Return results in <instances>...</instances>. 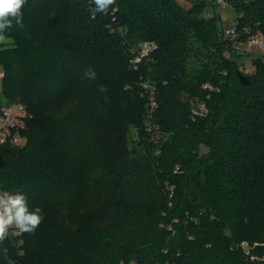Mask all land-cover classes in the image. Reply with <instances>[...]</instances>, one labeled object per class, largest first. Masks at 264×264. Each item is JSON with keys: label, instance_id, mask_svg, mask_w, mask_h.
<instances>
[{"label": "trees", "instance_id": "16d2710c", "mask_svg": "<svg viewBox=\"0 0 264 264\" xmlns=\"http://www.w3.org/2000/svg\"><path fill=\"white\" fill-rule=\"evenodd\" d=\"M227 1L244 14L234 39L204 0L95 15L91 0H26L0 41V112L17 101L32 117L25 146L0 147V191L43 220L0 242V264H264V58L244 84L234 48L264 38V0ZM146 41L158 49L135 70Z\"/></svg>", "mask_w": 264, "mask_h": 264}, {"label": "clouds", "instance_id": "9594fccd", "mask_svg": "<svg viewBox=\"0 0 264 264\" xmlns=\"http://www.w3.org/2000/svg\"><path fill=\"white\" fill-rule=\"evenodd\" d=\"M26 0H0V41L6 39L5 33L15 25L23 28L21 9ZM94 5L91 8L93 15L107 13L110 6L116 0H91ZM11 18V19H10ZM86 75L95 78L96 73L88 69ZM101 90L105 89L101 87ZM43 220L42 209L29 208L27 197L22 191H0V242H3L10 234L33 233ZM15 230L10 232V230Z\"/></svg>", "mask_w": 264, "mask_h": 264}, {"label": "built area", "instance_id": "2783aa9c", "mask_svg": "<svg viewBox=\"0 0 264 264\" xmlns=\"http://www.w3.org/2000/svg\"><path fill=\"white\" fill-rule=\"evenodd\" d=\"M218 4L223 5L227 4V0H217ZM228 33L234 39L237 37V32L234 27H230ZM250 45H258L264 46V38L262 35H255L249 39ZM158 49V45L155 42H143L140 44V48L134 51V57L131 59L132 66L135 70L139 69L140 64L144 61L145 58L149 57L153 51ZM5 76V72L0 68V81H2ZM206 89L211 90L213 87L210 84L204 85ZM144 88L147 91H151V96L149 97V116L151 117L154 113L155 108L158 106L157 102L155 101V97L153 95L154 89L151 88V84H145ZM207 109L205 105L199 104L196 108L192 110V116L195 118L199 116H206ZM32 115L27 106H24L22 103H11L4 105L1 112H0V147L1 146H11V145H20L25 140L24 131L27 126V119L31 118ZM152 118V117H151ZM152 126V125H151ZM16 234H21L20 232H16ZM23 244V241L20 242ZM245 247V252L248 254L250 252L249 247ZM255 258L253 257V260ZM17 264V263H12Z\"/></svg>", "mask_w": 264, "mask_h": 264}, {"label": "rangeland", "instance_id": "374dc122", "mask_svg": "<svg viewBox=\"0 0 264 264\" xmlns=\"http://www.w3.org/2000/svg\"><path fill=\"white\" fill-rule=\"evenodd\" d=\"M177 1L181 2L182 5L188 9L193 5L195 0H177ZM204 1H206L205 2L206 7H205V10H204L202 16H204L207 19H209L210 17L217 18L221 27H223L227 30L226 31L227 35H228L229 28H230L229 26L230 25L234 26V24H236V22L238 21L237 18L244 15L243 11H238V12L234 11V9L228 3L223 4V5H221V4L219 5V4H217V2L215 0H204ZM249 39L250 38H246V39H242V40L238 39V41H237L238 44L235 42V45H234V48L237 52L236 55L238 56V60L241 64L240 70L243 71V73L245 75H249V74L253 73V71H255V65H254L255 59H257L259 57L264 58V46H258V45H254V46L252 45L251 46L249 43ZM150 42H152V41H150ZM1 83H2V81H0V85H1ZM198 102L200 103L201 101H199L197 98L196 102L193 104V107H192L193 109L196 108L197 105H199ZM11 103H17V101L11 102ZM11 103H7V104H11ZM18 103H20V102H18ZM28 119H30V118H28ZM27 123H28V121H27ZM147 123L148 124H146L145 128L147 127L148 132L149 131L152 132V133L149 132V135H150V140L154 144L156 143L157 145L161 146L163 144V142H166L168 140L169 137H168L167 133L162 131L159 124H157V126H155V128L153 129V125L151 124V121L148 122V120H147ZM26 131H27V126H26V129L24 131V135H25L24 142L20 145H14L13 144V145H11L12 147L13 146L14 147H23L27 144L28 137L26 135ZM131 132H133L134 134L138 133L136 128H131ZM205 151H206V149H203V152H205ZM244 246L249 247L248 242L244 241L243 247Z\"/></svg>", "mask_w": 264, "mask_h": 264}, {"label": "water", "instance_id": "95a60500", "mask_svg": "<svg viewBox=\"0 0 264 264\" xmlns=\"http://www.w3.org/2000/svg\"><path fill=\"white\" fill-rule=\"evenodd\" d=\"M238 76L240 77V80H241L242 83L248 84L250 82L249 81V77L247 75H245L243 73V71L239 70Z\"/></svg>", "mask_w": 264, "mask_h": 264}]
</instances>
